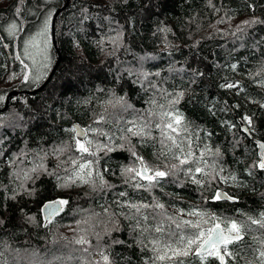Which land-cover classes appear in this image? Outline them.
<instances>
[{
    "label": "trees",
    "instance_id": "obj_1",
    "mask_svg": "<svg viewBox=\"0 0 264 264\" xmlns=\"http://www.w3.org/2000/svg\"><path fill=\"white\" fill-rule=\"evenodd\" d=\"M12 20L22 25L15 37L7 32ZM253 20L264 21V0H1L0 81L12 84L0 85V264H95L100 252L109 256L107 264H152L151 241L157 234L151 230V208L144 210L149 215L144 221L128 203L158 201L169 215L195 208L237 223L259 219L264 213V170L254 165L260 160L258 141H264V86L255 73L264 66V23H243ZM46 21L50 64L46 76L30 84L24 42L39 37ZM60 56L51 80L37 90ZM43 64L41 60L39 66ZM230 82H239V88L220 87ZM13 91L18 94L10 96ZM179 92L184 96L175 107L190 121L194 154L199 156L204 145L212 152L219 149L218 157H204L209 165L215 161L213 174L218 175L196 174L202 180L198 185L178 173L151 190L136 189L122 175L125 167H138L132 151L149 167L163 169L178 161L161 155L167 146L161 148L158 130L153 129L148 142L122 130L132 126L129 122L151 120L149 112H158L161 104L167 108ZM117 97L131 107L107 103ZM102 114L100 130L113 137V145L124 147L97 150V145L109 143L108 137L89 133L90 150L97 155L81 159L72 124L96 127ZM244 116L252 117V125ZM89 159L95 191L91 182H67ZM97 171L111 187H100ZM219 176H234L235 181ZM217 190L235 200L212 199ZM55 198L69 203L46 222L41 208ZM144 227L149 231L142 232ZM242 234L237 264H259L264 247L256 241L264 239V230L251 225ZM81 236L90 241L87 253L84 245L74 243ZM187 259L219 264L214 257L206 262Z\"/></svg>",
    "mask_w": 264,
    "mask_h": 264
},
{
    "label": "snow or ice",
    "instance_id": "obj_2",
    "mask_svg": "<svg viewBox=\"0 0 264 264\" xmlns=\"http://www.w3.org/2000/svg\"><path fill=\"white\" fill-rule=\"evenodd\" d=\"M126 2V0H125ZM211 3V0H209ZM218 11V9H217ZM20 9H16L17 15H19ZM221 20L219 23H223ZM245 25L250 23H264V21H244ZM18 30H22V25L18 24L16 20H12L7 28L9 35L15 37L18 33ZM238 30H240L238 28ZM120 34H117L119 38ZM37 36L45 37L43 41V48L37 46L36 37H31L29 40L25 41L24 55L28 56L29 59L33 60L35 63V57L32 53L29 52V45L37 48V54L43 55L46 63L42 65L43 68H48L50 61L48 59V40L47 36V21L45 22L44 29L37 33ZM17 59H20V54L17 53ZM23 64V61L21 60ZM25 69L28 68L27 65H24ZM232 68L235 69L236 65H232ZM15 74H13L14 76ZM158 75V74H157ZM251 75V74H250ZM255 77H258V82L261 86H264V66H261V69L255 73ZM24 79L28 80V75H25ZM41 75L33 77V80H40ZM255 79V78H254ZM222 88H239V82H230L220 85ZM184 96L183 92L175 94V98L168 101L167 108L164 104L158 105L160 109L158 112H149V117L151 120H144L140 123L129 122L131 127H127L122 131L131 136H138L141 138V142H148L152 138V131L156 129L159 131V143L161 148L167 146V152H161V155H169L173 160L178 161V163L165 164L164 168L160 167H149L145 162L142 156L137 155L132 151V156L135 158V161L138 163V167H125L122 170V175L126 177L125 183H131V186L140 189L145 188L151 190L157 185L160 184L167 177H175L178 173H183L185 176L189 177L193 183L201 184L202 180L196 178V174H201L202 177H211L216 179L218 173L215 175V170L217 165L215 161L211 165L208 164V161L204 159L205 154L211 155L213 157H218L220 155L219 149L215 152H212L208 145H204L203 150L200 151L199 156H195L193 151V141L191 139V133L189 132L190 121L186 120L184 113L176 109L175 105L179 103L180 99ZM3 99V97H0ZM107 103L112 104L113 107L117 105L126 109L131 107L126 103L123 97H117L115 100H109ZM155 103V101H153ZM237 107H239L237 105ZM105 117L102 114L97 121H95L96 127L89 125L87 128H79L75 126L70 131L74 132L76 135L74 137L75 149L80 153V158H84V154L88 156L95 157L97 155L96 151H91V145L93 141L89 139V133H94L101 136L108 137V144L97 145V150L100 147L107 148L108 151H113L116 148H123L124 145L118 144L113 145V137L108 136L107 133L103 132L99 128V124L104 121ZM243 119L247 121L248 125H252V117L244 116ZM252 129L245 127L244 131L249 132ZM128 137H122V139H127ZM260 160L255 167L264 170V144H259ZM57 151L63 153L65 149L60 148ZM71 164L77 165V160H70ZM203 164V167L199 166ZM93 162L91 159L87 160L85 163H80L78 165V170L74 172V177L68 178V183H75L76 179L83 184L92 183L93 190H96L95 182L92 181L93 175ZM212 169V172H206L205 169ZM87 171L85 172V170ZM220 172L223 171L222 168L219 169ZM96 175L100 177V187L107 185V182L104 181L102 174L97 171ZM220 180L228 182L229 179L235 181V177L232 176H219ZM120 196H125L126 193H119ZM14 198V197H13ZM216 201L220 200H235V197L229 195L223 191L217 190L212 197ZM69 201L66 199H55L49 201L43 205L42 212L45 213V219L51 222L52 218L59 215L64 211L66 205ZM122 206V205H121ZM129 209L135 211V214L139 215L144 221L149 220V215L144 214V210L150 209L152 211L151 218L154 222L152 231L157 234V238L151 241L152 243V264H192L191 260H188L189 257H194L195 259L206 262L209 258L214 257L219 264H229V261L232 264H237V256L243 251V242L244 235L243 231H246L251 225H257L259 229L264 230V213H260L259 219H253L248 217L247 222L237 223L236 220L227 221L226 218H220L214 214L198 212L193 208L191 211L185 212L184 209H180L178 214L169 215L165 210V205L159 203L158 201L152 205L146 203H128ZM107 212V208L104 209ZM137 215H134L132 218L136 219L137 226H140V219H137ZM199 216L204 217L208 216L210 219H197L193 221L191 219H183V216ZM84 223H87L85 221ZM205 228L203 225H209ZM222 224L224 226L222 227ZM243 224V226H242ZM149 231L147 227L142 229V232ZM97 239H99V234ZM255 239V238H254ZM118 242V241H117ZM75 244L84 245L82 251L85 253L88 252L87 245L90 244V241L81 236L79 239L74 240ZM259 245L264 247V239L256 241ZM230 245H234L233 249H230ZM255 255V249L252 250ZM99 260L95 264H101V262H109V256L105 255L103 252L99 254ZM260 261L259 264H264V250L259 251ZM245 264L249 262L245 261Z\"/></svg>",
    "mask_w": 264,
    "mask_h": 264
},
{
    "label": "rangeland",
    "instance_id": "obj_3",
    "mask_svg": "<svg viewBox=\"0 0 264 264\" xmlns=\"http://www.w3.org/2000/svg\"><path fill=\"white\" fill-rule=\"evenodd\" d=\"M0 3H1V0H0ZM39 30V29H38ZM45 39V37H42V36H39V37H36V41H35V43H37V46L39 47V48H43V44H42V40H44ZM46 39L48 40V37L46 36ZM38 42H39V44H38ZM49 43V42H48ZM28 50H29V52L30 53H32L33 55H34V57H35V63H33V60L32 59H29V57H28V60H29V62H30V66H31V72H30V75H29V83L30 84H37L42 78H44L45 76H46V74H47V68L45 69V68H43L42 66H39V62L42 60L44 63H46V61L44 60V57H43V55H40V54H37V48L36 47H33V46H31V45H29V47H28ZM47 55H48V59L50 58V53H49V51H48V53H47ZM50 61V60H49ZM37 75H41V79L40 80H38V81H36V80H33V77L34 76H37ZM16 80V79H15ZM5 85V84H7V82H6V79H2L1 81H0V85ZM11 84L12 83H8L7 85H5V86H11Z\"/></svg>",
    "mask_w": 264,
    "mask_h": 264
},
{
    "label": "water",
    "instance_id": "obj_4",
    "mask_svg": "<svg viewBox=\"0 0 264 264\" xmlns=\"http://www.w3.org/2000/svg\"><path fill=\"white\" fill-rule=\"evenodd\" d=\"M57 13H59V11L57 12ZM53 24H54V21H53ZM53 39H54V43H56V41H55V31L53 30ZM60 58H61V56L59 57V60L56 62V64H55V66H54V68H53V71L51 72V74H50V76L48 77V79L44 82V84L40 87V88H38L37 90H41L42 88H44L46 85H47V83L51 80V78L53 77V75H54V73H55V71H56V69H57V67H58V65H59V63H60ZM37 90H32V91H30V93H35ZM18 94V92L17 91H13V92H11L10 93V96H14V95H17ZM8 106V102L6 103V107ZM5 107V108H6ZM72 126L73 127H75V126H79V128H85L83 125H81L80 123H73L72 124ZM259 144H264V141H258V154H259V157H260V152H261V149L259 148ZM220 191H223V192H225V193H227V191H225V190H220ZM228 194V193H227ZM55 199H60V198H55ZM55 199H52V200H55ZM52 200H49V201H52ZM49 201H47V202H49ZM47 202H45V203H47ZM44 203V204H45ZM43 204V205H44ZM42 208H43V206H42ZM42 208H41V211H42ZM42 214H43V217H44V219H45V213H43L42 212ZM56 217V216H55ZM54 218V217H53ZM52 218V219H53ZM45 221L46 222H49L48 220H46L45 219Z\"/></svg>",
    "mask_w": 264,
    "mask_h": 264
}]
</instances>
